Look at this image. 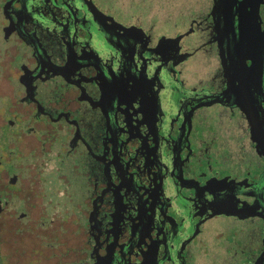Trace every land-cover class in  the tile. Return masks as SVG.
<instances>
[{
	"label": "flooded vegetation",
	"instance_id": "1",
	"mask_svg": "<svg viewBox=\"0 0 264 264\" xmlns=\"http://www.w3.org/2000/svg\"><path fill=\"white\" fill-rule=\"evenodd\" d=\"M0 264H264V0H0Z\"/></svg>",
	"mask_w": 264,
	"mask_h": 264
}]
</instances>
